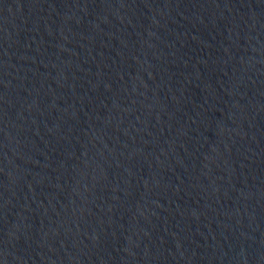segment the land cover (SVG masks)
Instances as JSON below:
<instances>
[{"label":"water","instance_id":"water-1","mask_svg":"<svg viewBox=\"0 0 264 264\" xmlns=\"http://www.w3.org/2000/svg\"><path fill=\"white\" fill-rule=\"evenodd\" d=\"M0 264H264V0H0Z\"/></svg>","mask_w":264,"mask_h":264}]
</instances>
